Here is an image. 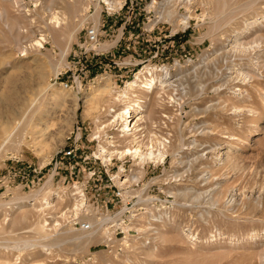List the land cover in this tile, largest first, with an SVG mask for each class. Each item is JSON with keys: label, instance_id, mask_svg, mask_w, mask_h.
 I'll list each match as a JSON object with an SVG mask.
<instances>
[{"label": "rangeland", "instance_id": "374dc122", "mask_svg": "<svg viewBox=\"0 0 264 264\" xmlns=\"http://www.w3.org/2000/svg\"><path fill=\"white\" fill-rule=\"evenodd\" d=\"M36 1L19 0L16 6L0 0L16 24L10 29L0 21V264H261L264 0H120L112 10L103 0H75L76 12L70 23L64 19L54 40L42 10L49 4L61 12L64 1ZM90 25L101 30L95 46L85 42ZM235 36L247 53L230 54ZM37 39L43 46L30 45ZM202 62L239 78L234 67L240 64L251 76L244 82L233 76L218 91L206 76L202 94L190 90L180 104L169 103L172 118L161 134L171 139L163 163L141 168L127 156L130 171L114 180L121 161L112 156L105 165L94 155L99 145L118 138L120 120L108 108L116 112L124 101L146 97L126 82L141 84L145 71L162 67L187 80L193 64ZM116 141L113 149L125 144ZM73 143L76 157L67 159L63 151ZM8 152L19 162L3 161ZM138 170L143 172L134 181L122 183ZM110 175L123 188L121 198ZM76 187L84 191L77 209ZM186 189L200 198L181 195ZM229 192L232 205L223 202ZM73 218L126 229L111 231L110 248L105 229L78 239L83 231Z\"/></svg>", "mask_w": 264, "mask_h": 264}, {"label": "bare ground", "instance_id": "6f19581e", "mask_svg": "<svg viewBox=\"0 0 264 264\" xmlns=\"http://www.w3.org/2000/svg\"><path fill=\"white\" fill-rule=\"evenodd\" d=\"M11 1L14 5H16V6L19 5V0H11ZM34 1H36V0H34ZM63 1H64V4H63L64 6H63V10H61V12L59 10H56L57 8L51 9L50 8L51 5H49V4H48V8H43V10H42L44 15L46 14V17H47L46 19H48V21H46V22L44 21L43 25L45 24L44 27L46 26L47 29L46 28L45 29L48 31V33H50L52 35L53 40L59 34L62 33V30H63L62 23H65L64 19H66L67 22L70 23V20H71L70 16L72 14H74L76 12L75 9H77V8H75V6L77 5L75 0H72V1L71 0H63ZM103 1H105L106 5L111 10L114 9L118 4H120V0H103ZM171 1H173V0H164L163 3H169ZM36 3H37V1H36ZM48 3H50V2H48ZM60 13H61V16H63L62 18L60 17ZM170 13L171 12L166 11L165 16L168 18L170 16ZM6 14L7 13H6L5 9L1 7L0 8V21L4 24V26L6 28L14 29L16 27V24L12 23L10 20H8ZM23 17H25V16H23ZM33 21H34L33 19L28 20V23H29V27L27 26L28 28H30ZM29 31H31V30H29ZM15 37L17 39L18 36H15ZM42 40H44V37L42 38ZM231 42H233L232 45H230L233 47V50L230 52L231 55L235 54V53H233L234 51L237 53H240V54H242V53L245 54L244 52H246V53L248 52L247 51L249 49L248 46H246V47L243 46L239 42L237 36H235L231 40ZM33 44L37 45V46H43L42 42L39 39L34 40V42H32V44L30 43V45H33ZM230 46H229V48H230ZM224 54L226 55V53H224ZM259 56H260V53H259ZM214 61H216V60H214ZM234 68H235L234 69L235 73L237 75H239L240 78L238 76H236V77H238L240 79L239 81L244 82L246 79L245 77L249 74H247V72L243 71L242 65H240V64L239 65L236 64V67H234ZM191 70L193 72V76L191 78H188L187 80H183L181 72L170 73V71H168L167 68L162 67V68H160L159 72H156V70L155 71H152V70L145 71L146 74H142V76H140V79H138L141 82V84L137 83L136 80L127 81L126 85H125V86H128L127 89L128 88L133 89L135 87H140L142 89V91L146 95V97L144 99L145 101L143 99L137 98L135 96L136 98L132 99L133 100L132 102L127 103L124 101V103H121L122 107H120L119 110H117L116 112H115L116 109L108 108V109H110L109 112L113 114L111 117H113V118L116 117L117 120L121 121V122L120 121L118 122L119 124H121V126L119 128H116L118 130V138L117 139H120L125 144L121 147V149H118V148L113 149V147L119 145L118 143H114V142H117L116 141L117 139H115L114 141L113 140L111 141L112 143L108 142L110 145H108L107 147H103L102 145H99L98 151H99L100 157L105 161V160H110L112 155H118V157H120V158L128 155V156L132 157L133 159H135L136 161H138V165H140V166L144 165L147 162H154V163L161 162V163H163L164 158L166 157V154H167V151L169 148L168 143H170V139H171V138H169L170 134H168L167 132H166V134L164 133V135L161 134V131H163V128L169 126V124H170L169 121H171V118H172V116L169 115V112H168L169 109H167L168 108L167 105H169V103H171V104L172 103H179L180 104V99L182 97H185L189 93L190 90L196 91L198 95L202 94L203 90L205 89V85H206L203 79L206 76H209V77L211 76V78H213V81L215 83H218L217 86H213L214 87L213 90H215V91H218L220 86L226 85L228 82H231L233 80V76H234V78H236L235 74L232 76L230 71H228L225 74H221L220 71L216 68L215 63H211L210 67H208L207 64H205V62H202L200 65H199V63H196V64H193ZM250 76L251 75H249L248 78H250ZM103 90L101 91L102 93L104 92ZM235 90L238 91L236 93V95H238L237 97L240 98L241 92L239 91V88H237ZM102 93L98 92L99 95H101ZM153 93H155L154 94L155 96H154V98H151L152 97L151 95H153ZM121 97L126 98V91L123 90V92L121 93ZM115 99L116 98H114L113 100H115ZM208 107H209V105L206 108H208ZM195 110L201 111V110H205V109L195 107ZM111 122H113V119L111 120ZM109 137L112 138L113 135L109 136ZM109 147H112V148H109ZM226 153H227V151H226ZM107 156H109V157H107ZM120 167H122V166H120ZM140 172L142 173L143 171L138 170L135 173H132L129 175L127 174L128 178L123 179L122 183L124 181H128V180L134 181L133 177L136 176L135 175L136 173H140ZM117 179L121 180L122 176L116 178V181H118ZM75 189H74V192L72 193V195L76 196V198L74 199L75 202L73 203V205L75 206L74 208L77 209L82 204V200H83L82 196H84V191L79 187H76ZM189 192L186 189L185 192H183V190H182L180 192V194L185 195ZM190 193H191L193 199H195V200L199 199L201 196V194L199 192H192L191 191ZM20 202H21V200L15 201L17 206L20 204ZM223 202H224V204L232 205L234 203L233 193L229 192V194L224 198ZM214 203L215 202H213V204ZM30 209H33V208L30 207ZM28 213H29V211H26L24 214H28ZM163 214L167 215L166 213H163ZM23 217H24V215L20 218V220L23 219ZM164 217L162 215H160V218L164 219ZM16 218H15V221L17 222ZM88 223H89V221H88ZM90 224H93V223L90 222ZM81 230L83 231V232H81L83 234L77 235V238L80 240L81 239L82 240L83 239L88 240L89 238H91V236L95 232L94 228L89 229V230H86V229H81ZM84 231H87V232H84ZM254 234L255 233L253 232L252 235L255 236ZM186 235H188L189 238H191L193 236L190 233H186ZM109 236H110V238H108ZM103 240L105 243H107V245L110 248L113 246V243L115 242L114 236H112V234L104 235ZM262 249H263V247H262ZM263 253H264V251L262 252V254ZM261 264H264V258H262Z\"/></svg>", "mask_w": 264, "mask_h": 264}, {"label": "built area", "instance_id": "2783aa9c", "mask_svg": "<svg viewBox=\"0 0 264 264\" xmlns=\"http://www.w3.org/2000/svg\"><path fill=\"white\" fill-rule=\"evenodd\" d=\"M106 4V3H105ZM107 6V5H106ZM107 9H108V6H107ZM111 10V9H110ZM100 34H101V30H100V28H99V26H97V25H90L89 27H87L86 28V31H85V42L88 44V45H98L99 44V37H100ZM84 50H85V47H84ZM72 83H76V81H75V78L73 77L72 78ZM63 86L64 87H66V88H68L69 87V84H68V82L66 81V82H64L63 83ZM72 86V85H71ZM70 86V87H71ZM3 144H4V142H3ZM3 147V145H1L0 144V150H1V148ZM78 145H76L75 143H73V144H71L70 146H68L67 147V149L66 150H64L63 151V155L67 158V159H74L75 157H76V155H75V153L77 152V150H78ZM112 156H115L116 157V159H118V160H120L121 162H120V165H119V167H118V171H117V174H116V176L115 177H113L114 178V180H116V178H118V177H120V176H122L123 177V175L124 174H126V172H129L130 170L129 169H127L126 168V166L124 165L125 164V162L127 161V160H124V158L125 157H127L128 155H126V156H123L122 158H120V157H118V155H112ZM111 156V159L110 160H105L104 161V163H105V165H107V163L109 164V163H111L112 162V160L114 159L113 157ZM107 157H109V156H107ZM3 161H6V160H11V161H15V162H19V158H16V156H12L11 155V153L10 152H8L7 154H6V157H4L3 159H2ZM96 160H103L100 156H99V154H97V155H94V161H96ZM104 165V166H105ZM145 165V164H144ZM144 165H141L140 167L141 168H143L144 167ZM120 166H122V167H120ZM106 167V166H105ZM124 167V168H123ZM104 170V172H107L108 170H109V168H105V169H103ZM96 174V171H95V169H92L91 170V176H93V175H95ZM111 176V178H112V175H110ZM110 178V177H109ZM113 178H112V181H113V184H114V188L116 189V192H115V196H117V197H119V198H121L122 197V186L121 185H119V186H117V185H115V182H114V180H113ZM123 179H125V178H123ZM3 183V179H2V177H0V184H2ZM83 198H84V196H82ZM84 200V199H83ZM82 203H83V201H82ZM128 212V211H127ZM122 212H120V213H118V214H121ZM114 216L116 215V213L115 214H113ZM113 215H107L108 216V220L109 221H111L112 220V216ZM72 224L73 225H77V227L79 228V229H86V230H89V229H95L96 231H98V230H101L102 231V229H105L106 230V232H108L109 234H112L111 233V231H117L118 229L119 230H121L122 232H125L124 231V229H126V225L124 224H115V223H113V224H110V225H108V226H106L105 228H103V223L102 222H99V223H97V224H94V225H91L90 223H88V221H85V220H80V219H78V218H73L72 220ZM128 230H130V229H128ZM128 230H126V232L128 231ZM108 238H110V236L108 237ZM109 240V239H108ZM105 245L106 246H108L107 245V243H105Z\"/></svg>", "mask_w": 264, "mask_h": 264}]
</instances>
